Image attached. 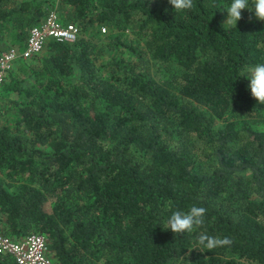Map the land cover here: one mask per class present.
<instances>
[{
	"label": "trees",
	"instance_id": "16d2710c",
	"mask_svg": "<svg viewBox=\"0 0 264 264\" xmlns=\"http://www.w3.org/2000/svg\"><path fill=\"white\" fill-rule=\"evenodd\" d=\"M231 2L0 0V53L56 4L79 28L1 85L15 116L0 120V232L44 234L59 264H264V104L247 71L264 63V21L244 9L224 25ZM193 205L202 227L164 230ZM201 231L232 243L208 250Z\"/></svg>",
	"mask_w": 264,
	"mask_h": 264
},
{
	"label": "built area",
	"instance_id": "2783aa9c",
	"mask_svg": "<svg viewBox=\"0 0 264 264\" xmlns=\"http://www.w3.org/2000/svg\"><path fill=\"white\" fill-rule=\"evenodd\" d=\"M104 30L105 27L102 26ZM79 34L75 22H62L55 8H51L43 21L32 25L21 48L11 47L0 53V86L12 63L27 59L38 53L49 38L73 42ZM0 251L13 255L16 264H59L48 254L47 237L38 232L25 234L14 239L0 232Z\"/></svg>",
	"mask_w": 264,
	"mask_h": 264
},
{
	"label": "clouds",
	"instance_id": "9594fccd",
	"mask_svg": "<svg viewBox=\"0 0 264 264\" xmlns=\"http://www.w3.org/2000/svg\"><path fill=\"white\" fill-rule=\"evenodd\" d=\"M168 3L174 7V10H186L193 8V0H168ZM253 7L249 8V0H232L230 6L226 9L227 18L224 25H237V22L242 19V10L249 9L254 13L255 17L264 21V0H252ZM252 17L249 16L251 22ZM248 79L250 83L251 96L259 103L264 104V63L256 64L248 70ZM206 209L193 205L187 212L176 211L166 222L162 224L164 230L170 229L173 233L182 234L192 232L194 227H202L205 223L204 216ZM199 246L208 250H213L217 247L231 245L232 241L228 237L211 236L206 231H201L197 236Z\"/></svg>",
	"mask_w": 264,
	"mask_h": 264
},
{
	"label": "rangeland",
	"instance_id": "374dc122",
	"mask_svg": "<svg viewBox=\"0 0 264 264\" xmlns=\"http://www.w3.org/2000/svg\"><path fill=\"white\" fill-rule=\"evenodd\" d=\"M107 32H108L107 27H105V29L103 30L102 26H100V31L99 32H97V28H93L91 31H88V34H91V35H94V36L99 35V36L104 37V35L107 34ZM12 47L19 48L18 46H15V45L12 46ZM113 53H117V52H115L113 50L106 49L104 51V53L102 54L101 59H104L107 55H111ZM19 60L20 59L14 61L12 63V66H11L10 69L14 70V68H16L14 71H17V73H18L17 75L18 76H21V75L24 74L22 72H24V70L27 67H25V65H19L20 64V62H18ZM18 65H19V67H17ZM173 70H175L174 65L173 66H171V65H161L159 63L152 64V72L158 78L173 72ZM0 88H1V86H0ZM3 100H6V98H3ZM14 116H15V111H14V109L11 106L4 107L3 111L0 113V120L5 121V122H12Z\"/></svg>",
	"mask_w": 264,
	"mask_h": 264
},
{
	"label": "crops",
	"instance_id": "0c3cea01",
	"mask_svg": "<svg viewBox=\"0 0 264 264\" xmlns=\"http://www.w3.org/2000/svg\"><path fill=\"white\" fill-rule=\"evenodd\" d=\"M53 8H55V9L57 10V4H56V6L53 7ZM50 9H51V8H50ZM50 9H48V12H49ZM48 12H47V13H48ZM57 12H58V11H57ZM46 15H47V14H46ZM46 15H45V17H46ZM58 15H59V14H58ZM45 17H44V18H45ZM59 18H60V16H59ZM43 20H44V19H42L41 21H43ZM60 20H61L62 22H66V21H64V20H62V19H60ZM41 21H40V22H41ZM40 22H38V23H40ZM67 22H73V21H67ZM38 23H37V24H38ZM10 48H11V47H10ZM8 49H9V48H8Z\"/></svg>",
	"mask_w": 264,
	"mask_h": 264
}]
</instances>
